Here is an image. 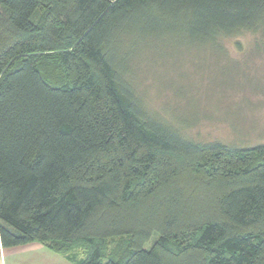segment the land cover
<instances>
[{
  "label": "trees",
  "instance_id": "16d2710c",
  "mask_svg": "<svg viewBox=\"0 0 264 264\" xmlns=\"http://www.w3.org/2000/svg\"><path fill=\"white\" fill-rule=\"evenodd\" d=\"M245 36L264 55V0H0L3 247L264 264V144L191 140L134 80L142 48L234 59Z\"/></svg>",
  "mask_w": 264,
  "mask_h": 264
},
{
  "label": "rangeland",
  "instance_id": "374dc122",
  "mask_svg": "<svg viewBox=\"0 0 264 264\" xmlns=\"http://www.w3.org/2000/svg\"><path fill=\"white\" fill-rule=\"evenodd\" d=\"M240 41L241 47L227 42L237 61L216 58L208 50L142 48L135 59L134 80L149 111L179 127L191 140L237 147L263 145L264 55L246 52L253 47L249 36ZM121 239L109 240V252ZM151 245L148 242L145 248ZM79 250L76 258L82 259L85 253Z\"/></svg>",
  "mask_w": 264,
  "mask_h": 264
},
{
  "label": "crops",
  "instance_id": "0c3cea01",
  "mask_svg": "<svg viewBox=\"0 0 264 264\" xmlns=\"http://www.w3.org/2000/svg\"><path fill=\"white\" fill-rule=\"evenodd\" d=\"M43 243L34 242L14 248H4L0 238V264H68Z\"/></svg>",
  "mask_w": 264,
  "mask_h": 264
}]
</instances>
